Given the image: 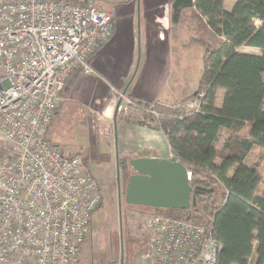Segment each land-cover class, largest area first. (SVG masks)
Masks as SVG:
<instances>
[{
  "label": "built area",
  "instance_id": "2783aa9c",
  "mask_svg": "<svg viewBox=\"0 0 264 264\" xmlns=\"http://www.w3.org/2000/svg\"><path fill=\"white\" fill-rule=\"evenodd\" d=\"M114 22L96 0H0V264L78 262L102 192L83 157L47 132L68 78L93 73L88 58ZM201 98L194 94L184 108L198 110ZM119 101L116 115L131 104ZM144 227L145 260L217 264L210 227L161 215Z\"/></svg>",
  "mask_w": 264,
  "mask_h": 264
},
{
  "label": "trees",
  "instance_id": "16d2710c",
  "mask_svg": "<svg viewBox=\"0 0 264 264\" xmlns=\"http://www.w3.org/2000/svg\"><path fill=\"white\" fill-rule=\"evenodd\" d=\"M192 2L181 9L178 25L186 29V46L203 49L195 91L202 94L199 109L127 96L131 104L117 119L161 131L173 159L189 172L192 190L198 188L189 209L145 208L210 227L220 246L217 264H264V172L258 162H246L254 147L264 157V0H236L229 9L223 0ZM243 46L259 54L242 53ZM220 89L224 94L217 107ZM151 153L140 152L143 157ZM119 157V179L127 183L133 157Z\"/></svg>",
  "mask_w": 264,
  "mask_h": 264
},
{
  "label": "crops",
  "instance_id": "0c3cea01",
  "mask_svg": "<svg viewBox=\"0 0 264 264\" xmlns=\"http://www.w3.org/2000/svg\"><path fill=\"white\" fill-rule=\"evenodd\" d=\"M136 1L123 4L124 12L119 10L122 2L115 6L117 13H114L112 36L88 58L93 73L83 75L76 71L71 75L74 78L72 85L47 132L55 144L58 142L52 134L58 133V125L66 121V118H61L64 110L70 112L76 121L87 122L91 119L87 118L84 108L90 105L98 118L107 123L106 127L111 126L108 122L112 123L117 148L122 155L143 157L140 152L146 149L152 153L145 157L173 159L167 138L161 131L126 123L116 117L118 96H133L168 107H184L195 94L199 79V76L190 77L188 74L185 40L179 41L180 44L176 42L182 26L172 21L171 3L168 0ZM235 1L225 8L229 9ZM96 2L99 8L111 10L107 0ZM134 9H137L136 13ZM127 26L132 30L136 27L138 36L135 37L131 30L127 31ZM238 50L259 54L257 48L243 46ZM223 94L224 90L217 91V107L222 103Z\"/></svg>",
  "mask_w": 264,
  "mask_h": 264
},
{
  "label": "rangeland",
  "instance_id": "374dc122",
  "mask_svg": "<svg viewBox=\"0 0 264 264\" xmlns=\"http://www.w3.org/2000/svg\"><path fill=\"white\" fill-rule=\"evenodd\" d=\"M107 1L111 11L116 14L117 9L115 6L118 3L122 2L119 5V10L124 12L122 5L131 0ZM223 1L225 5H229L234 0ZM133 3H137V1L133 0ZM136 11L137 9H134V13ZM129 30L135 33V37L138 36L136 27L135 30L128 28L127 31ZM186 35L185 27H182V30L179 29L177 44H180L178 42L184 40ZM185 48L187 52L184 54L187 56L186 60L189 65L188 74L190 77L196 76L197 78L201 73L203 49L200 46H187ZM73 79L70 75L65 84L60 107L63 104L66 91L72 85ZM119 98L120 96H118L117 101ZM79 109L82 111V108ZM84 109L87 118L91 119V121L81 122L84 127L74 119L70 112L64 110L61 118H66V121L58 125V133L52 134V138L58 142L56 145L63 151L71 154L77 153L83 157L88 172L98 180L102 192V201L91 216L89 233L76 264H149L142 257L143 254L138 255V252L144 247L147 248L148 245V235L144 223L152 215H163L149 208L130 206L124 203L126 183L125 179L120 176L117 184L116 155L118 153L119 158H123L124 161L128 158L125 159L126 155H122L117 148L112 123L108 122L111 126L106 127L107 123H103L98 118V114L94 112L92 106L89 105L88 108ZM123 115L125 114L117 113L116 117L119 118ZM108 131L110 133H107ZM48 139L54 143L49 138V133ZM246 162H258L260 170L264 172V157H260L258 147L252 149L246 158ZM131 171L130 168V175L133 174V171Z\"/></svg>",
  "mask_w": 264,
  "mask_h": 264
},
{
  "label": "water",
  "instance_id": "95a60500",
  "mask_svg": "<svg viewBox=\"0 0 264 264\" xmlns=\"http://www.w3.org/2000/svg\"><path fill=\"white\" fill-rule=\"evenodd\" d=\"M192 0H174L171 3L172 21L177 23L181 9L192 6ZM120 101H118L117 107ZM133 174L128 176L124 192L126 205L156 209H189L195 205L186 167L176 159L134 157L128 162ZM119 183L118 165L116 167Z\"/></svg>",
  "mask_w": 264,
  "mask_h": 264
}]
</instances>
